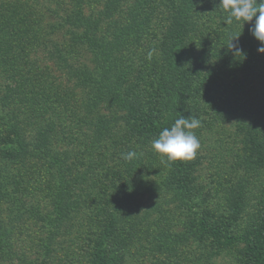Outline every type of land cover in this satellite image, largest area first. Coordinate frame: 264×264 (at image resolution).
Segmentation results:
<instances>
[{
  "label": "trees",
  "instance_id": "1",
  "mask_svg": "<svg viewBox=\"0 0 264 264\" xmlns=\"http://www.w3.org/2000/svg\"><path fill=\"white\" fill-rule=\"evenodd\" d=\"M52 1L62 14L55 15L48 32V24L22 0H0V72L9 81L0 91V209L9 205L11 214V228L0 227V261L67 264L68 254L66 261L49 259L58 240L71 251L72 244H64L77 241L74 228L81 227L74 222L89 207L88 232L97 234L93 252L98 264H120L134 249L164 251L174 239L185 243L192 237L209 240L216 250L240 247L243 264H264V210L255 205L246 210L248 195L242 187L232 194L224 224L207 214L196 216L182 234L165 231L153 218L155 234L147 233L136 226L135 210L142 198L160 194L187 202L191 161L162 163L152 142L182 115L202 121L217 106L208 105L212 98L225 101L213 114L239 118L249 168L264 169V54L258 53L260 42L249 32L255 18L244 26L235 20L225 24L228 13L220 0ZM98 3L102 7L94 10ZM62 31L73 51L77 48L72 62L61 53L57 58L54 49L40 56L49 49L48 36ZM237 36L233 43L242 55L229 49ZM157 38L158 65L132 78L130 56L145 40ZM45 59L55 61L72 81L78 98L72 89L48 82ZM53 119L64 123L57 126ZM83 125L88 135L81 134ZM130 150L138 158L127 162L121 154ZM31 161L52 169V181L42 189L48 200L44 206L26 200L28 180L36 176L33 167L23 166L24 176L2 164ZM258 188L264 195V183ZM24 218L46 228L47 236L38 244L39 261L14 249L13 230ZM239 223L242 233L228 230Z\"/></svg>",
  "mask_w": 264,
  "mask_h": 264
},
{
  "label": "rangeland",
  "instance_id": "2",
  "mask_svg": "<svg viewBox=\"0 0 264 264\" xmlns=\"http://www.w3.org/2000/svg\"><path fill=\"white\" fill-rule=\"evenodd\" d=\"M22 1L35 10V17L38 19L41 18L43 22L48 24L47 27L57 20L55 15L60 16L62 14V12H60V6L56 5L52 0ZM97 5L98 6L95 7L94 10H98L102 7V3H98ZM91 8L92 7L87 8L86 11L91 10ZM44 28L43 26V29ZM44 30H48L49 32V27ZM48 37L49 42L47 45L49 49H46L39 55H43L44 57L48 56L47 52L54 49L57 58H59L58 55L61 53L63 56L66 55V57H69V61L72 62V54H76L77 48L73 51V45L67 41L68 36H66L65 31L55 35H49ZM159 41L160 38L151 42L145 40L141 46L135 49V54L130 56V62L133 67L132 78L135 79V77L140 73L142 74L145 69V72L148 73L150 66L153 68L158 65V50H155V46ZM150 53L151 55H149ZM86 63L88 67L92 66L90 60L86 61ZM43 64L50 70L48 74L49 78H47L48 82L51 81L52 84H60L63 90L66 91L72 89L78 98V90L73 88V84H71L72 81L66 79V77L60 73L59 69L56 67L55 61L46 60ZM8 82L6 75L0 72V91H2L3 86L8 84ZM216 99L218 100L212 98V100L208 101V105L214 107L215 105L219 106L225 104L223 99H219V97ZM226 105L230 106L233 104L226 103ZM217 106H215V111ZM214 110L212 113L203 117L202 121H200V127L193 130L199 140L200 148L197 150L196 156L190 160L192 164V189L187 198V202L174 199L171 193L142 198L138 201L140 207L135 209L139 210L137 227H142L147 233L150 232V234H155L156 226L153 225L152 221L156 219V222L161 228H164L165 231L172 234H182L194 223L196 216L205 214L210 217V220L216 221L219 224H224L226 218H228L230 214L229 206L234 201L232 194L239 189L238 187H242L248 195L245 200V203H247L246 210H254V207H252L253 205L256 206V209L261 207L262 210H264V195L259 193L260 189L258 188L264 183V169L253 171L249 168L248 161L245 160L242 137L239 135L237 129L240 120L236 117L229 118L227 113L213 114ZM89 119L90 118H87L86 120L88 121ZM53 121L57 126L61 124V122L62 124L64 123V121L59 122L54 119ZM79 129L80 132H82L81 134L85 133L88 135L90 133L87 126L83 125V127ZM85 130L86 132H84ZM61 146L64 147L63 144ZM2 164L4 167H7L6 171L18 175L23 173L24 176L25 170L22 167H33L32 171L36 176L30 180L26 178V180H28L26 189L30 191V194L26 196V200L28 203H39L40 206H44L48 200L43 198L44 192L42 189L46 186L47 182L52 181L51 173H49L52 172V169L44 167L45 164L43 162L34 161L25 165H13L9 162H5V164L3 162ZM40 170H44L45 174L40 176ZM37 176H39L40 179ZM42 179L45 180L43 181ZM248 190H251V192L248 193ZM261 198L263 200H260ZM8 206L9 205L4 204L0 209V227L3 223V226L5 225L10 229L11 214L8 211ZM91 210L92 208L88 207V213L74 222L77 227H81V229L79 228V231H77L76 227L74 228L73 234L77 236L73 235L72 237L77 239V241L64 244V246L72 244L70 247L71 251L67 250L66 252L65 247H61L60 245L61 240H58L54 246L51 258L49 259L50 262L52 260L53 262L66 261L65 256L68 254L67 264H98L94 261L93 252V245L97 239V234L88 232L89 222L86 219ZM158 212L160 215H158ZM147 214H150L149 217ZM16 226L17 232L15 229L13 230V232L16 233L17 239V242L14 244L16 252L19 256L24 253L30 260H41L38 244H41L46 238V228L30 218L22 219ZM228 230L235 234H239L243 232L244 227L239 223L237 227H230ZM145 235L144 233L142 236ZM168 238L174 239L175 237L172 236ZM164 240L163 242L166 244L171 243L170 240ZM160 241H162V239H160ZM214 247L215 245L209 240L200 242L192 237L185 243H182L181 240L174 239L170 247L168 246V249L164 251H156L153 247L151 249L150 246H146L143 249H134L130 254L123 256L124 261H121L120 264H243L240 247L235 246L223 250H216ZM0 264L21 263L15 260L11 263L0 261Z\"/></svg>",
  "mask_w": 264,
  "mask_h": 264
},
{
  "label": "clouds",
  "instance_id": "3",
  "mask_svg": "<svg viewBox=\"0 0 264 264\" xmlns=\"http://www.w3.org/2000/svg\"><path fill=\"white\" fill-rule=\"evenodd\" d=\"M219 6L228 13L225 24L230 25L235 20L243 23L244 26L246 22H252L255 18L254 24L249 27V32L260 42L258 53L264 54V0H220ZM239 36L232 39L229 49L235 54L242 55L241 49L233 43ZM200 123L196 117L189 118L182 115L170 128L166 127L159 133L158 138L152 142V148L161 155L162 163L189 161L196 156L200 143L193 130L200 127ZM121 158L131 162L138 158V153L130 150L122 153Z\"/></svg>",
  "mask_w": 264,
  "mask_h": 264
}]
</instances>
